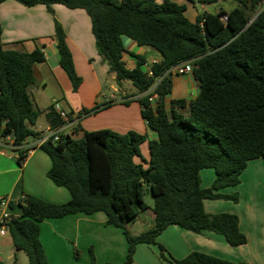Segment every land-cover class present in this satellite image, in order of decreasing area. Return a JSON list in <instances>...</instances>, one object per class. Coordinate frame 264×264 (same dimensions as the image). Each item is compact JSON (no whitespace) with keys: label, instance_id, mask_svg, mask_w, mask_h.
Instances as JSON below:
<instances>
[{"label":"trees","instance_id":"obj_1","mask_svg":"<svg viewBox=\"0 0 264 264\" xmlns=\"http://www.w3.org/2000/svg\"><path fill=\"white\" fill-rule=\"evenodd\" d=\"M4 1L7 0L0 3ZM14 1L28 8L44 5L52 15L56 4L84 10L91 19L98 54L117 86L121 90L127 83L135 90L120 103L130 105L137 101L148 128L157 136L148 140L145 134L104 129L85 131L78 139L61 136L59 141L43 144L41 149L51 161L47 175L54 185L69 191L71 200L58 205L30 195L21 199L16 204L21 211L19 217L8 224L15 249L26 253L29 264H49L40 240L42 222L103 213L106 225L121 229L127 240L124 264H134L137 247L142 244L157 246L160 259L168 264H247L200 252L178 260L158 242V237L168 227L178 226L197 234L208 231L221 235L233 247L247 242L238 216L208 214L204 201H237L236 196L221 191L240 184L251 160L264 159V10L247 27L261 0H235L238 7L232 11L203 13L195 21L186 16V5L170 0ZM223 14L229 19L226 24L221 21ZM54 21L60 66L77 92L83 80L76 72L64 29ZM2 33L0 22V140H13L18 147L16 162L21 166L28 154L21 147L29 137L38 136L33 127L41 112L30 89L36 83V65L44 63L46 56L40 49L6 50ZM123 37L139 46L152 47L161 55L162 61L152 66L153 77L146 74L141 58L136 68H127ZM187 61H195L197 66L193 72L199 87L197 97L189 104L185 99L174 100L168 110L166 97L172 91V82L171 76H165L156 88L159 101L152 105L147 93L156 80L166 70ZM135 96L141 97L128 99ZM112 105L110 102L83 111L90 115ZM187 105V114L178 111ZM47 120L51 128L63 124L54 106L49 109ZM146 142L149 161L144 160L140 149ZM203 169L215 171L210 188L201 187ZM146 193L153 199L154 223L148 231L134 236L127 223L150 209ZM16 205L11 203V209ZM79 257L76 251L75 258ZM88 264H97L93 248Z\"/></svg>","mask_w":264,"mask_h":264},{"label":"crops","instance_id":"obj_2","mask_svg":"<svg viewBox=\"0 0 264 264\" xmlns=\"http://www.w3.org/2000/svg\"><path fill=\"white\" fill-rule=\"evenodd\" d=\"M170 1L186 5L184 0ZM233 1L236 2L235 0H214L212 3H206L199 0L197 2L200 11L197 10V15L192 11L190 20H195L203 13L217 15L219 12H230L238 7L233 4ZM162 2L163 0H158V3ZM223 5H228L229 9L224 8ZM52 8L54 15L44 5L28 8L14 0L0 3L4 48L20 52L40 49L46 56L44 63L36 65V83L30 89L36 108L41 112L37 124L33 127L38 136L29 137L21 148L25 149L35 144L43 132L52 129L47 120V113L54 103L59 105L63 103L64 106L70 107L71 113L83 116L74 125L78 126L75 139L82 138L85 131L93 132L104 129L120 134L128 132L145 134L148 140L156 138V134L148 128L143 119L142 107L138 102L133 101L130 105L120 103L127 93L116 87L114 75L110 74L108 65L98 54L91 19L87 13L82 9L70 10L60 4L53 5ZM188 12L190 11L187 7L186 13ZM55 19L64 29L76 72L83 80L77 92L73 91L70 79L60 66V56L55 41ZM122 40L125 49L124 61L128 69L136 68L138 58H141L146 66L162 61L161 55L154 48L139 46L128 37H123ZM109 77L115 82L110 85L112 94L108 102H113V105L96 115L95 113L90 114L92 116L86 115L83 110H93L97 102H100L98 101L100 96H104L103 91L109 83ZM171 82L172 91L166 97L168 110L171 108L172 101L185 99L189 104L199 93L198 83L193 75L173 76ZM116 93H118L117 98ZM140 97H128V99L137 100ZM101 104L105 105L107 102ZM178 111L187 114L188 105L186 108H179ZM12 144V139L0 140V198H6L15 205L27 195L58 205L71 200L67 189L57 187L49 179L47 173L51 168V161L41 147H35L30 151L25 149L28 152L27 158L20 166L16 162L18 152L11 149ZM143 146L147 147V154L142 156L145 161H149L148 142L144 143L141 148ZM211 170L213 169H203L200 173L201 187L204 189L210 188L215 180V171ZM240 180L239 185L227 187L221 191L222 194L236 196L237 201L205 200L204 209L208 214L229 213L238 216L239 228L247 238L246 244L233 247L221 235L208 231L197 234L178 226L168 227L158 237V242L178 260L192 252H200L235 263L264 264V159L251 160ZM17 206L13 212L20 215V212L16 210L19 207ZM149 206L150 209L140 213L136 221L127 223L132 235H140L153 226L155 218L151 210L153 204ZM106 221L105 214L96 213L94 215H69L42 222L40 240L49 264H74L76 262L88 264L90 248L94 250L97 264L107 262L124 264L128 252L127 242L126 244L123 242V252L119 253L118 261L113 255L114 238L119 233L121 234L122 230L107 226ZM117 239L119 240V237ZM11 245L15 249L10 235L0 238V249ZM154 247L139 245L134 256V264H168L159 258ZM76 251L81 256L79 259L75 258ZM99 255H102L105 260L100 259ZM0 262H2L1 259Z\"/></svg>","mask_w":264,"mask_h":264},{"label":"built area","instance_id":"obj_3","mask_svg":"<svg viewBox=\"0 0 264 264\" xmlns=\"http://www.w3.org/2000/svg\"><path fill=\"white\" fill-rule=\"evenodd\" d=\"M196 1H199V0H196ZM260 6H261V10H260L261 12L264 10V0H261ZM228 20L229 19L226 14H223L221 16L222 23L226 24ZM154 64H157V63H153L151 66L145 65V72L148 75V77L154 76L153 71H152V66ZM196 68L197 66L195 65V61H187V62H183L181 64H178L166 70L165 74L156 80L154 86L147 93V95L150 96L149 100L152 103V105L155 106L157 102L159 101V95L156 93V88L165 76L173 77V76L193 75V72ZM54 109L59 114L60 118L63 120V124L57 128H52V129H49L43 132V134H41L40 137L37 138V141L35 144L30 145L29 147L25 148L27 151H30L34 149L35 147H41L43 144H45L49 140L59 141L61 136L73 137V134L76 133L74 125L78 123L81 117L78 115L76 116L75 114H72V116H70V113L65 112L60 107L59 104H56L54 106ZM7 139H11V138H7ZM11 149L17 150L18 147L12 144ZM10 205L11 203L6 198H0V238L9 235L8 224L10 220L12 218L19 217V215L13 212V209H11Z\"/></svg>","mask_w":264,"mask_h":264},{"label":"rangeland","instance_id":"obj_4","mask_svg":"<svg viewBox=\"0 0 264 264\" xmlns=\"http://www.w3.org/2000/svg\"><path fill=\"white\" fill-rule=\"evenodd\" d=\"M184 2H185V4L187 5V7H188V9H189V11L190 12H188V14L186 13V16L189 18V19H191L190 17H191V15H190V13L193 11V12H195L196 13V15H197V10L198 11H200V6H199V4H198V2L197 1H192V0H184ZM233 4L234 5H238V3L237 2H234L233 1ZM224 6V8H226V9H229V6L227 5V6H225V5H223ZM260 10H261V6L259 5L258 6V9H257V11L255 12V13H253V14H251V20L250 21H252L255 17H257V15H258V13L260 12ZM194 19V18H193ZM193 21H195V20H193ZM108 80H109V83L108 84H106V86H105V88H104V91H103V94H104V96L106 95V97H104V96H100V98H99V100L98 101H100V102H97V104H96V106L98 105L100 108L103 106L101 103L102 102H109V100H110V95L112 94L111 93V90H110V85H113L115 82L109 77L108 78ZM116 87L119 89V87L117 86V84H116ZM121 90H122V92H125V93H127L126 95H130V94H132V92H135V90L131 87V85L130 84H127V83H124V85H122V87H121ZM116 96V98H117V95H118V93H116L115 94ZM91 96H93V94L91 95ZM134 102H137V101H134ZM57 103H54L52 106H55ZM96 106H94V108L93 109H95V107ZM60 107L65 111V112H67V113H70V114H73V113H71L72 112V110H70V107L68 108L67 106H64V104L63 103H60ZM100 112V111H99ZM97 113H95V115H96ZM81 115V114H80ZM80 115H78V116H80ZM77 116V115H76ZM90 116H92V115H90ZM81 117H83V116H81ZM87 117H89V116H87ZM86 117V118H87ZM85 118V119H86ZM77 136V132L75 133V134H73V138H75ZM77 138V137H76ZM141 154L143 155V156H146V154H147V147L145 146H143L142 148H141ZM211 171H213V170H211ZM145 201H146V203L147 204H149V205H151V204H153V199H152V197H151V195L149 194V193H146V195H145ZM18 207V206H17ZM19 208V207H18ZM16 209V210H18L19 212H21L19 209ZM17 211V212H18ZM41 225L42 224H40V230H41ZM121 232V234L119 233L118 235H117V237H115L114 238V241H115V244H114V248H115V250L113 251V255L115 256V259H116V261H118V259H119V253L120 252H123V249H122V247H123V242H124V244H126V242H127V240H126V238L124 237V235H123V233H122V231H120ZM119 237V240L117 239ZM121 238V239H120ZM42 242V241H41ZM43 245V244H42ZM128 245V243L126 244V246ZM124 248V247H123ZM155 248V250H156V253H158L159 254V249H158V247L157 246H155L154 247ZM0 252H1V256H0V259L2 260V262L4 263V264H29V261H28V257H27V255H26V253H24L23 251H17L16 249H14L13 248V246L11 245V246H9V247H7V248H4V249H0ZM87 254H88V252H87ZM119 256V257H118ZM126 256H127V254H126ZM81 257V256H80ZM99 257H100V259H103V261L105 260L103 257H102V255H99ZM123 257H125V255H123ZM160 258V257H159ZM81 259V258H80ZM162 260V259H161ZM100 261H102V260H100ZM123 261V260H122ZM163 261V260H162ZM165 262V261H164ZM78 263H81V262H78ZM116 264V263H115Z\"/></svg>","mask_w":264,"mask_h":264},{"label":"water","instance_id":"obj_5","mask_svg":"<svg viewBox=\"0 0 264 264\" xmlns=\"http://www.w3.org/2000/svg\"><path fill=\"white\" fill-rule=\"evenodd\" d=\"M257 17H255L252 21H250L247 25V27L256 19Z\"/></svg>","mask_w":264,"mask_h":264}]
</instances>
